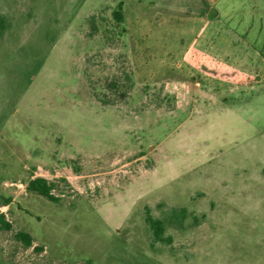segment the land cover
<instances>
[{
	"label": "rangeland",
	"instance_id": "1",
	"mask_svg": "<svg viewBox=\"0 0 264 264\" xmlns=\"http://www.w3.org/2000/svg\"><path fill=\"white\" fill-rule=\"evenodd\" d=\"M0 14V264H264V0ZM38 176L57 202L26 191ZM160 202L205 218L151 247Z\"/></svg>",
	"mask_w": 264,
	"mask_h": 264
},
{
	"label": "trees",
	"instance_id": "2",
	"mask_svg": "<svg viewBox=\"0 0 264 264\" xmlns=\"http://www.w3.org/2000/svg\"><path fill=\"white\" fill-rule=\"evenodd\" d=\"M114 15L117 20H121L120 11H115ZM11 28L8 18L0 14V40L4 34ZM54 184L43 177L31 178L25 186L26 191L36 194L48 201L57 202L58 197L53 194ZM143 221L149 231V245L152 247L156 244L171 245L173 241L169 231L183 232L186 228H195L202 223L204 216H192L189 225H185V221L189 216L187 209L182 206H171L164 202H160L154 206L145 205L142 210ZM0 229L10 230L11 225L4 219V215L0 214ZM14 239L22 243L25 248L32 246L33 239L30 234L24 231H16L13 235Z\"/></svg>",
	"mask_w": 264,
	"mask_h": 264
}]
</instances>
